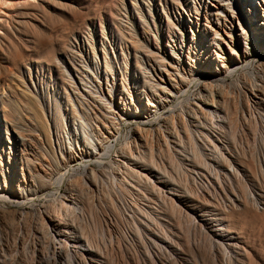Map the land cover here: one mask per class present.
I'll return each mask as SVG.
<instances>
[{"label": "bare ground", "instance_id": "1", "mask_svg": "<svg viewBox=\"0 0 264 264\" xmlns=\"http://www.w3.org/2000/svg\"><path fill=\"white\" fill-rule=\"evenodd\" d=\"M12 1L0 0V20L1 15L9 16L6 4L14 5ZM218 1L226 8V14L230 12L238 21L239 44L234 43L231 31H225L227 38H223L211 24L205 23L203 29L209 27L213 32L211 38L200 37L197 25L192 32L204 45L202 52L189 55L196 46L194 36L182 34L181 45L169 48L171 55L166 57L169 42L163 46L154 36L152 44L150 37L142 33L145 42L140 37L131 40L135 69L140 74L137 76L135 72L133 76L137 77L139 88L129 89L124 76L125 63L120 88L114 82L109 85L108 76L113 77V73L108 61L105 62L104 87L98 78V84H94L78 76L88 88H85L86 94L77 90L76 100H72L67 91L68 116L75 120L74 127L64 122V113L56 102L51 124L44 113V104L26 89L16 90L17 100L13 103L9 98L1 100L0 119L5 128L8 127L7 134L12 136L14 144L21 147L12 156L9 151L5 162L0 152L3 177L0 182V264H22L24 258H28L30 264L44 261L46 264L51 261L53 264H101L96 253L97 240L105 237L100 208L106 203L115 210L116 198L126 206L125 183L131 174L144 177V185L150 182L161 196L172 197L170 191L174 190L167 186L170 183L168 166L162 160L169 161V166L175 168L187 159L192 169L195 165L202 167L203 175L209 179L215 177L216 172L227 175L225 170L232 168V164L255 171L244 151L238 152L235 147L238 142L248 143L263 137L260 119L264 115V22L251 21V1ZM215 25L221 26L218 21ZM185 43L187 55L183 54ZM138 51L147 55L146 66ZM67 72L60 71L71 84V78L65 75ZM113 92L126 96L123 100L120 96L116 103ZM19 110L24 113L29 127L14 120L13 114L20 113ZM159 120L162 123L157 127L145 125ZM52 127L57 137L55 147L51 140ZM29 133L39 136L37 142L42 151H38V159L22 151L27 143L34 147V142L27 138ZM66 146L65 160L63 148ZM73 163L78 166L74 167ZM221 164H225L224 168ZM148 173L155 176V182L149 179ZM163 187H169V192ZM35 200H42L41 205ZM24 207L29 210L25 211ZM90 223L95 227L91 230L93 235L85 230ZM35 225L39 226V231L35 230ZM36 231L39 235L34 234Z\"/></svg>", "mask_w": 264, "mask_h": 264}, {"label": "rangeland", "instance_id": "2", "mask_svg": "<svg viewBox=\"0 0 264 264\" xmlns=\"http://www.w3.org/2000/svg\"><path fill=\"white\" fill-rule=\"evenodd\" d=\"M247 1H251V21L264 22V0ZM12 4L14 5L6 4L8 9H5L9 16L1 15L4 20H0V102L9 98L13 103L17 100L15 94L26 89L44 104V113L51 124L52 111L55 102L58 103L64 113V122L69 127H74L75 120L68 116V92L72 100L77 99L78 92L86 94L85 88L88 86L80 78H88L94 84H98V78L104 87L106 61L112 66L113 73V77L108 76L111 82L109 85L114 82L120 88L121 71L124 70L125 63L127 68L124 76L128 79L129 89L139 88L136 84L139 81L133 76L135 72L137 76L140 74L135 69L131 40L140 37L144 41L141 38L142 33L150 37L152 44L154 36L159 38L163 46L169 42L166 57L171 53L169 48L173 46L175 49L181 45L182 34L194 36L192 32L196 25L200 27V37L207 40L213 36V32L209 27L203 29L205 23L211 24L223 38H227L225 31H231L235 44H239L241 35L238 21L230 12L226 14V8L218 0H13ZM246 9L248 12L247 6ZM224 14L227 15L225 18ZM217 21L221 24L220 28L215 25ZM194 41L196 46L188 52L189 55L200 53L204 49L196 35ZM149 47L155 49L150 45ZM138 53L146 66L147 55L144 52ZM183 54L187 55L186 43ZM65 69L69 72L65 74L69 75L66 76L67 79L70 77V83H74L78 89L67 83L60 73H66ZM230 95L234 97L233 93ZM113 96V101L117 103L126 95L120 92H115L114 95L113 92ZM141 98L144 102V96ZM126 102L129 104V99ZM20 113L13 114L14 120L29 127L24 113ZM263 117L260 125L264 127ZM159 123L162 120L151 124L146 122L145 125L157 127ZM5 127L0 119V152L4 162L9 151L12 156L21 147L14 144L12 136L7 134L8 127ZM51 129V140L53 139L52 144L55 147L57 137L54 127ZM29 134L27 138L34 142V147L27 143L22 151L36 159L39 157L38 151H42L37 142L39 136ZM76 135L73 134L74 137ZM247 142H238L235 148L238 152L244 151L245 156L254 164L255 171L249 172L245 167L232 164L233 170L227 166V175L218 171V176L214 175L217 176L216 179L210 178L212 181L203 175L205 170L202 167L195 165L193 169L196 171L193 170L187 159H183L179 162L180 167L175 168L169 166V161L162 160L168 166L171 184L168 183L167 186H172L171 190H174L170 191L172 197H165V194L161 196L155 188L152 189L150 182L144 185V177L128 175L124 191L126 206L116 198L115 210L106 203L100 208V224L104 227L105 237L97 240L99 250L96 253H99V262L264 264V130L262 138ZM227 143L231 147L228 140ZM64 148L66 160L68 147ZM77 159L81 158L77 156ZM176 162L178 164V160ZM240 163L243 164V161L240 160ZM73 166L78 165L73 163ZM224 166L225 164H221V167ZM151 175L148 173L149 179L155 182V176ZM116 177L119 179L120 175L117 174ZM136 179L139 182L134 181ZM0 182H3L1 174ZM149 184L150 187H146ZM167 189L169 192L170 188ZM45 190L48 191V188ZM168 192L166 193L169 194ZM41 201L34 202L41 205ZM23 209L29 210L28 207ZM93 226L91 223L87 224L85 230H94ZM34 227L39 231L38 225ZM37 231L34 234L39 235ZM22 264H30L29 259L24 258Z\"/></svg>", "mask_w": 264, "mask_h": 264}]
</instances>
